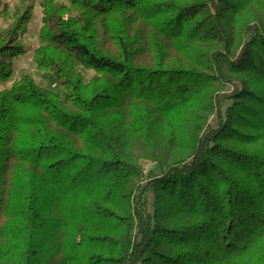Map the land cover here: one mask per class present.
<instances>
[{"label":"trees","instance_id":"16d2710c","mask_svg":"<svg viewBox=\"0 0 264 264\" xmlns=\"http://www.w3.org/2000/svg\"><path fill=\"white\" fill-rule=\"evenodd\" d=\"M8 1L0 84L35 6ZM40 9L34 63L66 92L0 90V264H264V0Z\"/></svg>","mask_w":264,"mask_h":264},{"label":"rangeland","instance_id":"374dc122","mask_svg":"<svg viewBox=\"0 0 264 264\" xmlns=\"http://www.w3.org/2000/svg\"><path fill=\"white\" fill-rule=\"evenodd\" d=\"M40 2L41 0H35V6L34 10L32 12V19L30 23L27 26L26 33L21 38V43L25 47V54L13 61V74L11 76V79L9 82L0 84V90L8 89L12 82L18 81L20 79V76L22 74H29L33 77L34 81L37 85L43 88H47L49 90H53L61 94L62 96L65 94L66 89L61 86L56 80L53 78L52 74L50 73H41L36 69L35 63H34V52L37 49V47L40 45L39 37H38V31L41 24V9H40ZM8 9L7 13L8 16H12L14 14V11H16L20 7V0H9L7 2ZM3 8L2 5H0V33L3 32L8 24L9 21L7 19H4L3 16ZM83 76L85 81H88L92 76L93 73L90 71H83ZM230 93V88H228ZM215 118H212L210 121V126H215ZM141 167L143 169L144 173V182L142 183L141 187L145 185V183L148 181L150 175L152 176H158L160 174L158 168L154 164H149L146 162H141ZM147 213L152 212V198L150 196L146 197V204L145 209Z\"/></svg>","mask_w":264,"mask_h":264}]
</instances>
